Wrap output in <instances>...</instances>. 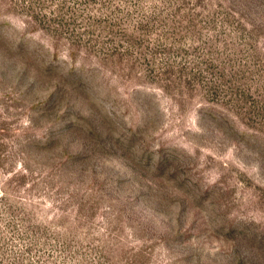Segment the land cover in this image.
<instances>
[{
    "label": "rangeland",
    "instance_id": "1",
    "mask_svg": "<svg viewBox=\"0 0 264 264\" xmlns=\"http://www.w3.org/2000/svg\"><path fill=\"white\" fill-rule=\"evenodd\" d=\"M0 264H264V0H0Z\"/></svg>",
    "mask_w": 264,
    "mask_h": 264
}]
</instances>
